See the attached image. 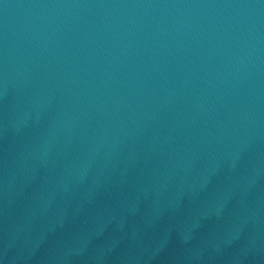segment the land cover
I'll return each instance as SVG.
<instances>
[{
	"label": "water",
	"instance_id": "1",
	"mask_svg": "<svg viewBox=\"0 0 264 264\" xmlns=\"http://www.w3.org/2000/svg\"><path fill=\"white\" fill-rule=\"evenodd\" d=\"M0 264H264V0H0Z\"/></svg>",
	"mask_w": 264,
	"mask_h": 264
}]
</instances>
